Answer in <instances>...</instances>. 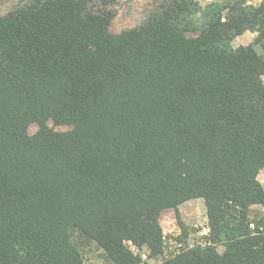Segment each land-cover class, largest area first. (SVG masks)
I'll list each match as a JSON object with an SVG mask.
<instances>
[{"label":"trees","instance_id":"trees-1","mask_svg":"<svg viewBox=\"0 0 264 264\" xmlns=\"http://www.w3.org/2000/svg\"><path fill=\"white\" fill-rule=\"evenodd\" d=\"M115 1L0 0V264H264V0Z\"/></svg>","mask_w":264,"mask_h":264},{"label":"rangeland","instance_id":"rangeland-1","mask_svg":"<svg viewBox=\"0 0 264 264\" xmlns=\"http://www.w3.org/2000/svg\"><path fill=\"white\" fill-rule=\"evenodd\" d=\"M146 2H150L149 0H116L115 1V17L112 22L111 31L114 33H119L121 30L129 29L136 26L140 16L142 14L143 4ZM255 37L254 33L245 32L241 36L237 37L234 41V46L239 45H247L253 41ZM35 127L32 126L29 129L30 133L35 131ZM56 130L63 131L67 130L66 127H57ZM264 179V170H262L258 175V180L260 183H263ZM178 213L180 216L181 223L184 225L186 237L185 241L188 242L189 245L194 242H200L201 236L203 234V229L206 227V210L204 206V202L201 198H194L188 201L183 202L178 206ZM158 223L162 232L163 238L168 243L169 237L172 240L177 238V236L181 235L180 228L176 221L175 213L173 210L168 209L163 211L160 214L158 219ZM167 239V241H166ZM169 240L170 243L173 241ZM130 244V243H129ZM128 244V246H130ZM175 243H173V248ZM167 244L166 246H169ZM178 246V245H176ZM164 248V244H163ZM218 251L221 252L222 248L219 247ZM167 250L164 251L163 255H167ZM134 254H137L136 252ZM144 254V253H142ZM157 255L156 257H151V259L145 260L147 264H161L165 257ZM147 256L146 254L142 256L141 261H143ZM88 264H102L100 260H95L94 257L88 258Z\"/></svg>","mask_w":264,"mask_h":264},{"label":"built area","instance_id":"built-area-1","mask_svg":"<svg viewBox=\"0 0 264 264\" xmlns=\"http://www.w3.org/2000/svg\"><path fill=\"white\" fill-rule=\"evenodd\" d=\"M205 233H206V228L203 229V234H205Z\"/></svg>","mask_w":264,"mask_h":264}]
</instances>
